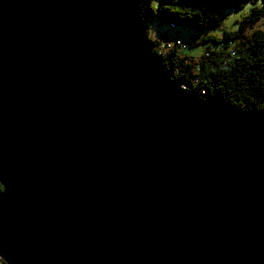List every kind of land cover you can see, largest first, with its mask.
I'll return each instance as SVG.
<instances>
[{
  "label": "water",
  "instance_id": "95a60500",
  "mask_svg": "<svg viewBox=\"0 0 264 264\" xmlns=\"http://www.w3.org/2000/svg\"><path fill=\"white\" fill-rule=\"evenodd\" d=\"M134 0H0V261L264 264V126L162 71Z\"/></svg>",
  "mask_w": 264,
  "mask_h": 264
},
{
  "label": "trees",
  "instance_id": "16d2710c",
  "mask_svg": "<svg viewBox=\"0 0 264 264\" xmlns=\"http://www.w3.org/2000/svg\"><path fill=\"white\" fill-rule=\"evenodd\" d=\"M140 17L147 26L154 19L167 23L170 29L211 30L223 21L222 11L241 9L244 4L255 6L243 18L237 31L226 32L216 43L217 50H208L197 59L178 56L177 45L165 55L152 43L153 54L162 63V71L182 90L198 99L205 108L228 112L264 126V21L246 31L264 17V0H134ZM257 2L260 6H256ZM193 41L191 44H195ZM1 193V187H0ZM0 264H4L0 261Z\"/></svg>",
  "mask_w": 264,
  "mask_h": 264
},
{
  "label": "rangeland",
  "instance_id": "374dc122",
  "mask_svg": "<svg viewBox=\"0 0 264 264\" xmlns=\"http://www.w3.org/2000/svg\"><path fill=\"white\" fill-rule=\"evenodd\" d=\"M157 3L156 0H153ZM255 5L252 3H246L241 9H228L222 11L223 21L217 27L211 30H201L195 31L190 30L186 27H174L170 29L167 23L162 22L160 19H154L152 23L147 26V39L154 43L157 47L159 44H167L170 47L177 45V54L182 58L197 59L201 54H204L208 50H213L216 52H221L220 56H223L228 52V49L222 51L217 50L216 43H206L202 41L208 39L209 37H215L219 40L223 37L224 33L237 31L243 18L251 11ZM256 6H260L257 2ZM264 21V17L259 19L256 24L251 28H246V31L251 32L252 30L261 26ZM193 41H197L195 44H191Z\"/></svg>",
  "mask_w": 264,
  "mask_h": 264
},
{
  "label": "built area",
  "instance_id": "2783aa9c",
  "mask_svg": "<svg viewBox=\"0 0 264 264\" xmlns=\"http://www.w3.org/2000/svg\"><path fill=\"white\" fill-rule=\"evenodd\" d=\"M157 48L159 49V52H160L161 55H165V53H167V51L170 48V46L167 45V44L162 43V44H159V46ZM203 55H204V57L207 56L205 54H203Z\"/></svg>",
  "mask_w": 264,
  "mask_h": 264
}]
</instances>
